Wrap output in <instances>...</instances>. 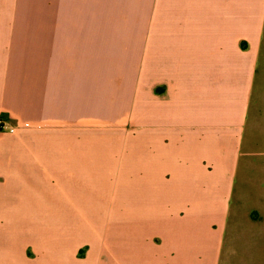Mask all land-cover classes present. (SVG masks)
Wrapping results in <instances>:
<instances>
[{"label":"crops","instance_id":"obj_1","mask_svg":"<svg viewBox=\"0 0 264 264\" xmlns=\"http://www.w3.org/2000/svg\"><path fill=\"white\" fill-rule=\"evenodd\" d=\"M1 118L9 134L137 127V193L165 194L162 241L142 230L70 264H228L227 242L264 227V0H0ZM30 248L2 245L0 264Z\"/></svg>","mask_w":264,"mask_h":264},{"label":"rangeland","instance_id":"obj_2","mask_svg":"<svg viewBox=\"0 0 264 264\" xmlns=\"http://www.w3.org/2000/svg\"><path fill=\"white\" fill-rule=\"evenodd\" d=\"M9 122L0 119L1 146L10 148L0 158V167L11 158L10 170L2 171L12 174L8 184L0 185V247L30 246L26 264H70L65 258L83 259L89 249L111 254L130 248L133 235L142 230L155 236L156 244L162 241L166 196L156 194L152 201L149 194L137 193L136 126L40 131L14 126L12 134L4 133L11 129ZM36 148L48 154L42 156L46 170H38L43 162L34 154ZM79 162L75 175L72 167ZM252 188L259 197L261 188ZM241 221L245 225L247 218ZM238 236L237 241H226L224 252L231 247L232 254L228 264H264V227L258 234L241 228ZM258 249L263 251L260 258L253 257ZM38 256L41 263L34 259Z\"/></svg>","mask_w":264,"mask_h":264},{"label":"built area","instance_id":"obj_3","mask_svg":"<svg viewBox=\"0 0 264 264\" xmlns=\"http://www.w3.org/2000/svg\"><path fill=\"white\" fill-rule=\"evenodd\" d=\"M1 124V123H0Z\"/></svg>","mask_w":264,"mask_h":264}]
</instances>
